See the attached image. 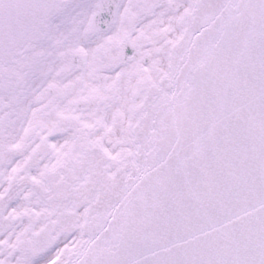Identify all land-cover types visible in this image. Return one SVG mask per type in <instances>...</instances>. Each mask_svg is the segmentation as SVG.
<instances>
[{"label": "snow or ice", "instance_id": "6c2138e0", "mask_svg": "<svg viewBox=\"0 0 264 264\" xmlns=\"http://www.w3.org/2000/svg\"><path fill=\"white\" fill-rule=\"evenodd\" d=\"M0 264H264V0H0Z\"/></svg>", "mask_w": 264, "mask_h": 264}]
</instances>
